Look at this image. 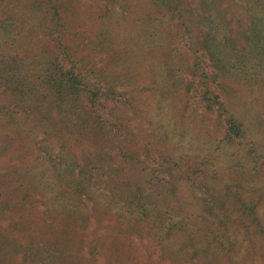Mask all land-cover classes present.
<instances>
[{
    "label": "trees",
    "instance_id": "trees-1",
    "mask_svg": "<svg viewBox=\"0 0 264 264\" xmlns=\"http://www.w3.org/2000/svg\"><path fill=\"white\" fill-rule=\"evenodd\" d=\"M136 2L83 35L70 0H0V264H128L143 234L169 264L264 251V0Z\"/></svg>",
    "mask_w": 264,
    "mask_h": 264
},
{
    "label": "rangeland",
    "instance_id": "rangeland-1",
    "mask_svg": "<svg viewBox=\"0 0 264 264\" xmlns=\"http://www.w3.org/2000/svg\"><path fill=\"white\" fill-rule=\"evenodd\" d=\"M201 1L202 0H188V4L189 6L193 7L194 10L196 11L199 10L200 12L202 10L201 7H206ZM208 1L211 4L212 1L214 2L216 0H208ZM218 1H219V5L226 9L227 7H229L230 1H238V0H218ZM137 2H141V1H137ZM137 2L136 0L135 1L132 0L133 4ZM101 3H104V0H70L69 8L73 11V13H75L76 18L83 20L86 24L81 28L82 31L84 30L83 35L90 34V32H92L93 30L92 28L99 26V23L97 22V20L93 18V13L94 11L97 10L98 7H100L99 4ZM100 9L101 8H99V11ZM239 17L243 18V22L245 24L249 23L248 18H246L245 16L239 15ZM116 20H119L121 25L124 27L123 34L126 33L128 29L126 25L128 22L127 12L124 11V14L122 16H117ZM199 23H200V27H198L197 33L195 35H196V38L198 37L203 38L204 36L203 31H206V26L202 20H200ZM237 25L238 23H236V25L234 26H237ZM76 30L77 29L73 30L71 33L73 34L74 32H76ZM99 30H101V26H99ZM238 32L239 30H237L236 33L232 36H235L236 39L239 40V43L242 44L243 38L241 36V30L239 33ZM242 33L245 34V30H243ZM182 47L183 45L181 46V48ZM194 94H190V95L192 96ZM242 95H243V98L240 103L241 104L240 108L243 107L244 100L247 99L249 96L247 93H244V92ZM194 104L195 102L190 103L188 107L183 108V110L181 111V113H183L187 118L186 119L187 127L193 128L195 126L197 129L199 128L201 129L202 127H204L205 129L210 128V127L212 128L214 121L212 122L210 117H212V119H215L214 116L212 114L206 113L201 107L191 106ZM178 107L179 105H177V108ZM204 113H206L205 116H204ZM259 115L260 113L255 116V120L259 121L264 126V113L262 112L261 115L260 116ZM216 137L218 139L221 138V134L217 133ZM155 158L157 159L158 157L155 156ZM107 231L108 229L104 227H101V229H99L100 233L101 232L105 233ZM124 237L126 238V236ZM19 240L20 238H18L15 242H19ZM130 240H129V245L125 248V251H124V256L126 258L125 260L128 264H169L166 259H162L159 257V254L156 250L157 248H156L155 241L153 240L150 241L148 238L145 237V234H143L140 237H131ZM11 262H14V264L21 263L22 261L20 258V254L18 253L12 254ZM96 263L98 262L96 261ZM250 264H264V251L256 252Z\"/></svg>",
    "mask_w": 264,
    "mask_h": 264
}]
</instances>
